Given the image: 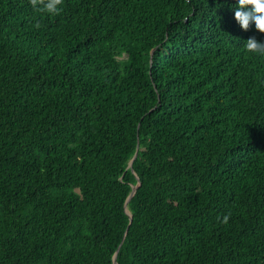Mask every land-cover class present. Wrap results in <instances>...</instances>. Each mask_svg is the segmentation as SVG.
Instances as JSON below:
<instances>
[{
  "label": "trees",
  "instance_id": "obj_1",
  "mask_svg": "<svg viewBox=\"0 0 264 264\" xmlns=\"http://www.w3.org/2000/svg\"><path fill=\"white\" fill-rule=\"evenodd\" d=\"M236 2L0 0V264H264V33Z\"/></svg>",
  "mask_w": 264,
  "mask_h": 264
},
{
  "label": "clouds",
  "instance_id": "obj_2",
  "mask_svg": "<svg viewBox=\"0 0 264 264\" xmlns=\"http://www.w3.org/2000/svg\"><path fill=\"white\" fill-rule=\"evenodd\" d=\"M28 3L34 11L52 17L61 14L64 0H28ZM234 11L235 19L242 29L248 30L254 25L258 32L264 33V0H237ZM36 27L38 28L39 24H36ZM243 47L253 56L264 57V42L249 38ZM227 220L228 217L225 216L224 222Z\"/></svg>",
  "mask_w": 264,
  "mask_h": 264
},
{
  "label": "water",
  "instance_id": "obj_3",
  "mask_svg": "<svg viewBox=\"0 0 264 264\" xmlns=\"http://www.w3.org/2000/svg\"><path fill=\"white\" fill-rule=\"evenodd\" d=\"M137 158H138V152H137V154L135 155V157L133 158V160L131 161L129 167H132L133 163L137 160ZM136 190H137V187H134V189H133V193H132V195L130 196V199L136 194ZM127 208H128V203H127ZM127 210H128V214H129V216H130V218H131V220H132V214H131V212L129 211V209H127ZM118 253H119V252H118ZM118 253H117V254H118ZM114 264H117V256L115 257Z\"/></svg>",
  "mask_w": 264,
  "mask_h": 264
}]
</instances>
